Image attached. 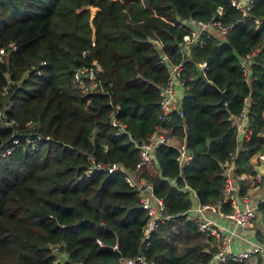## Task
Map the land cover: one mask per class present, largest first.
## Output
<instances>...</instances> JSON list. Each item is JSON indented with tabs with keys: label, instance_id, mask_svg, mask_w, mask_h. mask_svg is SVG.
I'll use <instances>...</instances> for the list:
<instances>
[{
	"label": "trees",
	"instance_id": "16d2710c",
	"mask_svg": "<svg viewBox=\"0 0 264 264\" xmlns=\"http://www.w3.org/2000/svg\"><path fill=\"white\" fill-rule=\"evenodd\" d=\"M262 16L264 0H253L247 16L229 0H0V143L11 147L0 157V264H54L51 246L66 253L63 264H120L140 253L153 264H209L214 239L182 213L193 200L217 199L224 159L234 154L236 172L252 174L249 158L264 151ZM185 20L228 29L202 32L183 53ZM255 48L245 80L239 59ZM177 63L182 116L172 110L161 120L158 91ZM83 65L99 85L71 82ZM243 108L250 133L238 144L228 116ZM111 112L127 132H116ZM160 129L173 131L189 158L178 164V149L161 143L156 171L143 170L164 206L145 239L137 190L120 172L85 171L91 161L133 171L137 144ZM24 135L41 136L36 149L23 146ZM258 213L254 238L264 243V200Z\"/></svg>",
	"mask_w": 264,
	"mask_h": 264
},
{
	"label": "built area",
	"instance_id": "2783aa9c",
	"mask_svg": "<svg viewBox=\"0 0 264 264\" xmlns=\"http://www.w3.org/2000/svg\"><path fill=\"white\" fill-rule=\"evenodd\" d=\"M229 3L240 12L241 16H247L252 7L253 0H229ZM217 12L220 14V8L217 9ZM255 22L257 23L258 21L255 20ZM182 23L187 26V33L182 36L181 42L179 43L183 53L186 52L191 43L198 42V37L202 32H215L217 36L223 37L228 29L227 25H222L218 21L202 22L198 20H185ZM192 26H194V29H192ZM257 50L258 48H255L253 52L239 59V66L245 75V80L249 73L252 55ZM2 51L0 49V53ZM198 66L199 68H203L205 63H198ZM180 68V63L170 64L168 67L166 82L158 91V119L164 120L172 110H175L179 116H182V111L179 106L180 100L176 104L177 100L174 96L175 83H178L183 88L179 76ZM85 80L89 81L90 87L100 84L96 78L95 69L92 66L83 65L74 68L71 74V82L74 84H84ZM110 114V123L116 127V132H127L124 129V125L112 116L113 112ZM228 120L237 131V139L239 137L242 140L248 137L250 131L247 128L244 108L238 114L229 115ZM33 123L29 119L24 122V126L30 128ZM11 124H15L12 119L9 120V125ZM239 133H241V137ZM40 138V135L36 137L24 135L23 146L27 149H36V141ZM46 139L48 140L49 136H45L44 140ZM166 141L164 132L160 129L153 132L146 141L137 144L139 156L133 171L126 169L123 165L116 162L103 164L92 161L85 171V175H88L92 169L104 170L109 173L114 171L120 172L125 182L137 190L140 206L145 210L147 216L143 226L145 239L157 227V224L163 220L164 206L162 200L153 194L151 183L142 172L147 166L154 163L155 148L161 143H166ZM9 142L10 144H14V146L20 145L17 137L14 135H11ZM176 148L178 149L176 156L178 164L185 163L189 158V152L185 149L182 140L179 147ZM10 152V146H4L0 143V157H5ZM256 156L260 164L251 175L257 184L262 185V192L257 193L256 196L250 195L248 192L239 193V182L242 174L236 172L234 154H232L224 159L221 164L220 174L223 177V186L217 199L214 202L201 204L193 200L191 206L182 213L185 219L194 222L196 229L200 233L211 236L214 239L216 250L212 253L209 264H219L223 261H229L231 264H264V243L254 238L255 230L260 225L258 203L264 200V151L258 152ZM225 205L228 206L227 211L222 209ZM221 222L227 226H222L220 224ZM96 241L99 242L98 239ZM242 244H246V246L243 247ZM115 247V245L112 246L113 249ZM51 252L54 255V264H63L66 260V253L59 251L57 246H51ZM119 263L153 264L152 262L146 261L141 253L134 258H120ZM74 264L80 263L75 262Z\"/></svg>",
	"mask_w": 264,
	"mask_h": 264
},
{
	"label": "crops",
	"instance_id": "0c3cea01",
	"mask_svg": "<svg viewBox=\"0 0 264 264\" xmlns=\"http://www.w3.org/2000/svg\"><path fill=\"white\" fill-rule=\"evenodd\" d=\"M192 29H194V26H192ZM183 94V88L181 85H179L178 83L174 84V96L176 98V104L178 103V101L181 99ZM264 134V133H263ZM164 135L167 139L166 143L170 144L172 146L175 147H179V145L181 144V139L179 137H177L173 131L169 132V131H165ZM239 136L241 137V133H239ZM238 144L241 143V139L238 137ZM258 153V152H257ZM257 153H254L250 158H249V163L252 167V170H256L258 165L260 164L259 161L257 160ZM147 171H151V172H155V168L153 167V165H149L146 167ZM242 174V178L241 181L243 182L244 185V189L245 192H248L250 195L256 196L257 193L262 192V185L257 184L254 180H253V176L251 174H246V173H240ZM222 226H227L225 223H220ZM243 247L246 246V244H242Z\"/></svg>",
	"mask_w": 264,
	"mask_h": 264
},
{
	"label": "rangeland",
	"instance_id": "374dc122",
	"mask_svg": "<svg viewBox=\"0 0 264 264\" xmlns=\"http://www.w3.org/2000/svg\"><path fill=\"white\" fill-rule=\"evenodd\" d=\"M91 11H93V9H92V8H91ZM3 119H4V118H3ZM3 122H4V124H5V125H9V121H7V120H5V119H4V121H3ZM179 232H181V235H182V234L184 235V233H185V231H183V229H182V228H179V231H178V233H179ZM181 235H180V236H181ZM183 238H184V236H183ZM176 240H177V246L179 245V246H178V249L180 250V249H181V247L183 246V241H181V240H178V239H176Z\"/></svg>",
	"mask_w": 264,
	"mask_h": 264
},
{
	"label": "water",
	"instance_id": "95a60500",
	"mask_svg": "<svg viewBox=\"0 0 264 264\" xmlns=\"http://www.w3.org/2000/svg\"><path fill=\"white\" fill-rule=\"evenodd\" d=\"M262 19H264V16L262 17Z\"/></svg>",
	"mask_w": 264,
	"mask_h": 264
}]
</instances>
